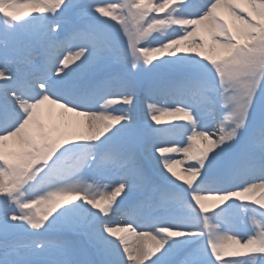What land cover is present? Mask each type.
<instances>
[{
    "label": "snow or ice",
    "instance_id": "obj_1",
    "mask_svg": "<svg viewBox=\"0 0 264 264\" xmlns=\"http://www.w3.org/2000/svg\"><path fill=\"white\" fill-rule=\"evenodd\" d=\"M0 264H264V0H0Z\"/></svg>",
    "mask_w": 264,
    "mask_h": 264
},
{
    "label": "rangeland",
    "instance_id": "obj_2",
    "mask_svg": "<svg viewBox=\"0 0 264 264\" xmlns=\"http://www.w3.org/2000/svg\"><path fill=\"white\" fill-rule=\"evenodd\" d=\"M113 23H115V22H113ZM117 27H119L118 24H117ZM125 42H126V38H125ZM145 103H147V102L144 101V100H143V97L141 96V112H140L141 117H143V105H144ZM163 119H168V118H163Z\"/></svg>",
    "mask_w": 264,
    "mask_h": 264
}]
</instances>
